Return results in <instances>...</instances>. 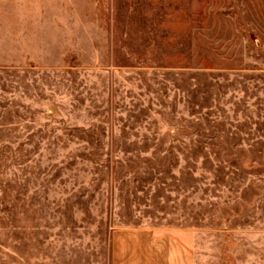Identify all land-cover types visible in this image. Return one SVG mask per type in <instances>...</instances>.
I'll return each instance as SVG.
<instances>
[{"label": "rangeland", "instance_id": "374dc122", "mask_svg": "<svg viewBox=\"0 0 264 264\" xmlns=\"http://www.w3.org/2000/svg\"><path fill=\"white\" fill-rule=\"evenodd\" d=\"M96 9L70 64L0 67V264H111L139 225L264 264V0Z\"/></svg>", "mask_w": 264, "mask_h": 264}, {"label": "crops", "instance_id": "0c3cea01", "mask_svg": "<svg viewBox=\"0 0 264 264\" xmlns=\"http://www.w3.org/2000/svg\"><path fill=\"white\" fill-rule=\"evenodd\" d=\"M96 5L97 0H0V67L70 64L77 38L85 44L91 22L100 16ZM256 71L264 75V68ZM205 250L216 256L197 226H120L110 232L111 264H204Z\"/></svg>", "mask_w": 264, "mask_h": 264}]
</instances>
